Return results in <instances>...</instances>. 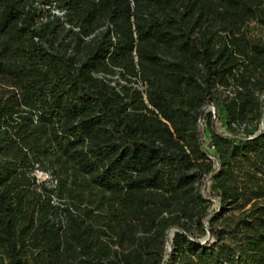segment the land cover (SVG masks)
I'll return each mask as SVG.
<instances>
[{"label": "trees", "instance_id": "obj_1", "mask_svg": "<svg viewBox=\"0 0 264 264\" xmlns=\"http://www.w3.org/2000/svg\"><path fill=\"white\" fill-rule=\"evenodd\" d=\"M262 30L264 0H0V264H264Z\"/></svg>", "mask_w": 264, "mask_h": 264}, {"label": "rangeland", "instance_id": "obj_2", "mask_svg": "<svg viewBox=\"0 0 264 264\" xmlns=\"http://www.w3.org/2000/svg\"><path fill=\"white\" fill-rule=\"evenodd\" d=\"M257 33L259 34V37H261V38L264 39V30H262V31H257ZM208 110L214 111V108H213L212 106H210V107L208 108ZM219 127L221 128L222 132H225V129L222 128L221 124H219ZM226 133H227V134H230V133H228V132H226ZM39 179L42 180V181H44V180H48L52 185L54 184L53 178L48 177V176H46V175L40 174V175H39ZM173 234H174V231H172L170 238H172V235H173Z\"/></svg>", "mask_w": 264, "mask_h": 264}, {"label": "water", "instance_id": "obj_3", "mask_svg": "<svg viewBox=\"0 0 264 264\" xmlns=\"http://www.w3.org/2000/svg\"><path fill=\"white\" fill-rule=\"evenodd\" d=\"M171 233H172V231H170L169 233H168V237L170 238V236H171ZM172 237H173V235H172ZM171 239V238H170ZM171 247V246H170Z\"/></svg>", "mask_w": 264, "mask_h": 264}]
</instances>
